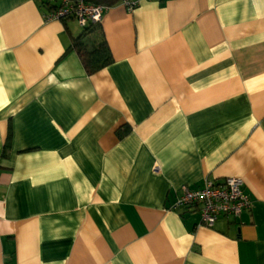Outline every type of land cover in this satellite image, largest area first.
Here are the masks:
<instances>
[{
    "label": "crops",
    "instance_id": "0c3cea01",
    "mask_svg": "<svg viewBox=\"0 0 264 264\" xmlns=\"http://www.w3.org/2000/svg\"><path fill=\"white\" fill-rule=\"evenodd\" d=\"M137 1L90 74L77 20L0 0V264H264V0ZM227 176L240 217L170 209Z\"/></svg>",
    "mask_w": 264,
    "mask_h": 264
},
{
    "label": "built area",
    "instance_id": "2783aa9c",
    "mask_svg": "<svg viewBox=\"0 0 264 264\" xmlns=\"http://www.w3.org/2000/svg\"><path fill=\"white\" fill-rule=\"evenodd\" d=\"M48 9L47 20L75 19L82 28L101 24L108 9L106 2L119 1L129 11L138 6L137 0H38ZM51 7V9H49ZM252 207V199L241 177L206 178L202 185L180 187V194L171 210L199 211L201 224L213 227L224 216L238 218Z\"/></svg>",
    "mask_w": 264,
    "mask_h": 264
},
{
    "label": "trees",
    "instance_id": "16d2710c",
    "mask_svg": "<svg viewBox=\"0 0 264 264\" xmlns=\"http://www.w3.org/2000/svg\"><path fill=\"white\" fill-rule=\"evenodd\" d=\"M101 32V24H91L83 28L81 34L73 39L69 47V50L77 51L86 71L90 74L103 69L114 61L111 48L106 39L102 37ZM119 132L123 135L121 130ZM8 146L9 143H6L5 152H7Z\"/></svg>",
    "mask_w": 264,
    "mask_h": 264
},
{
    "label": "rangeland",
    "instance_id": "374dc122",
    "mask_svg": "<svg viewBox=\"0 0 264 264\" xmlns=\"http://www.w3.org/2000/svg\"><path fill=\"white\" fill-rule=\"evenodd\" d=\"M72 23H75V25H77V23L76 22H74V21H72ZM78 26V25H77Z\"/></svg>",
    "mask_w": 264,
    "mask_h": 264
}]
</instances>
